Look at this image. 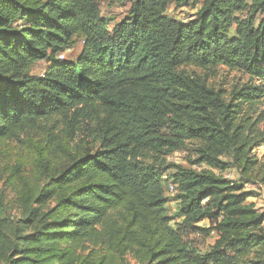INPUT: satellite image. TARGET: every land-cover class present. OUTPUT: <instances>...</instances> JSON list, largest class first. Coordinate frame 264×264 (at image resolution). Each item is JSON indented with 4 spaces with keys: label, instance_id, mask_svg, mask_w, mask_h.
Segmentation results:
<instances>
[{
    "label": "trees",
    "instance_id": "trees-1",
    "mask_svg": "<svg viewBox=\"0 0 264 264\" xmlns=\"http://www.w3.org/2000/svg\"><path fill=\"white\" fill-rule=\"evenodd\" d=\"M102 1L128 4L127 17L109 29ZM187 4L0 0V161L17 198L40 207L23 221L31 233L0 228V264H264V213L218 159L230 155L243 184L264 185L251 155L264 135L238 103L179 70L241 71L249 82L234 101L250 110L264 93V0H193L189 18L167 15ZM77 45L75 61L59 59ZM38 63L41 76L31 73ZM190 140L204 143L197 161L219 174L147 164ZM185 228L216 234L211 250L191 253Z\"/></svg>",
    "mask_w": 264,
    "mask_h": 264
},
{
    "label": "rangeland",
    "instance_id": "rangeland-1",
    "mask_svg": "<svg viewBox=\"0 0 264 264\" xmlns=\"http://www.w3.org/2000/svg\"><path fill=\"white\" fill-rule=\"evenodd\" d=\"M250 2V0H245ZM101 19L106 23L107 27L111 29L115 24L122 21L127 17V12L129 5L120 2H109L102 1L98 3ZM193 8V0H188L186 7L176 8L171 6L169 8V14L173 17L182 20L187 19L195 13L197 7ZM238 17H244V15H238ZM254 20L258 22L261 18L259 14L253 16ZM234 27L230 29V36H234ZM80 45L73 47L72 49L66 50L60 56V60H66L73 62L77 59L80 53ZM62 57V58H61ZM47 69V64L38 63L32 69L31 73L36 76H41ZM187 75H197L203 80H206L208 86L214 88L216 92L219 93L221 99L232 104L238 103V106L243 112H248L252 117V121L256 122L254 130L252 133H261L264 135V93L259 94L258 97L253 101V106L250 110L247 109L248 106L240 101H234L237 98L236 94L241 89V87L247 84L249 77L242 73L241 71L228 70L222 67L209 68L207 70H201L191 66H184L179 69ZM256 85V83H254ZM257 86V85H256ZM203 142L198 140H190L184 143V148L181 151L170 154L169 156L161 157L158 161L150 160L147 164H154L155 168L160 171L168 166V172L175 169H185L194 172L211 171L213 173L219 174L217 170H211L206 164L198 162V152L203 148ZM251 155L257 159V165L254 169V173H261L264 175V145L251 148ZM15 159V153H14ZM224 163L229 164V170L223 173V177L227 180L235 182L238 186L241 185V190L251 197L247 202L254 204L255 209L259 211L260 214L264 213V185L257 182L255 179L247 181L246 184L242 182L241 169L237 168L233 164L232 157L230 155L222 154L219 158ZM6 160L10 161L9 166L14 163L12 161V156ZM4 163L0 161V198L3 201V210L0 215V228L3 232L7 234L13 233L15 230H21L25 234L32 232L34 227H28L24 224V220L27 218V213L32 209L35 210L40 208L36 204H24L16 196L13 190V178L10 176L9 171L3 172ZM168 172L166 174H168ZM166 177V175L164 174ZM164 177V178H165ZM168 179L167 182H170ZM165 200L168 215L173 218L171 225L177 227L180 225L182 218L178 216V203L176 201L177 191L169 192L165 191ZM53 206V202H50L43 211ZM264 224V222H263ZM198 228H207L208 222L202 221L195 225ZM184 241L188 250L194 254H205L211 250L215 240L217 239L216 234L212 233L208 236L203 233L195 232L188 228L183 230ZM125 264H135L130 258H127Z\"/></svg>",
    "mask_w": 264,
    "mask_h": 264
},
{
    "label": "built area",
    "instance_id": "built-area-1",
    "mask_svg": "<svg viewBox=\"0 0 264 264\" xmlns=\"http://www.w3.org/2000/svg\"><path fill=\"white\" fill-rule=\"evenodd\" d=\"M167 15L172 16V15L169 14V11H168V14H167ZM59 58H60V56H59ZM61 58H62V57H61ZM168 191H169V192H173V191H174V185L169 184V185H168Z\"/></svg>",
    "mask_w": 264,
    "mask_h": 264
}]
</instances>
